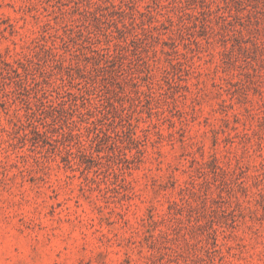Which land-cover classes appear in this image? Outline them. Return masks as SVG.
<instances>
[{"label": "rangeland", "instance_id": "374dc122", "mask_svg": "<svg viewBox=\"0 0 264 264\" xmlns=\"http://www.w3.org/2000/svg\"><path fill=\"white\" fill-rule=\"evenodd\" d=\"M0 264H264V0H0Z\"/></svg>", "mask_w": 264, "mask_h": 264}]
</instances>
